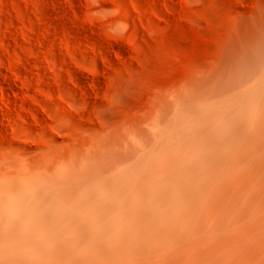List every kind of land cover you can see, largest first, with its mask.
Listing matches in <instances>:
<instances>
[{
    "label": "bare ground",
    "instance_id": "bare-ground-1",
    "mask_svg": "<svg viewBox=\"0 0 264 264\" xmlns=\"http://www.w3.org/2000/svg\"><path fill=\"white\" fill-rule=\"evenodd\" d=\"M227 21L141 118L0 143V264H264V0Z\"/></svg>",
    "mask_w": 264,
    "mask_h": 264
},
{
    "label": "rangeland",
    "instance_id": "rangeland-1",
    "mask_svg": "<svg viewBox=\"0 0 264 264\" xmlns=\"http://www.w3.org/2000/svg\"><path fill=\"white\" fill-rule=\"evenodd\" d=\"M255 1L0 0V143L75 141L141 118Z\"/></svg>",
    "mask_w": 264,
    "mask_h": 264
}]
</instances>
